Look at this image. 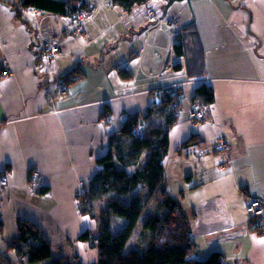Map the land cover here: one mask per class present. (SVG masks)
Segmentation results:
<instances>
[{"label": "crops", "instance_id": "obj_1", "mask_svg": "<svg viewBox=\"0 0 264 264\" xmlns=\"http://www.w3.org/2000/svg\"><path fill=\"white\" fill-rule=\"evenodd\" d=\"M84 1L90 13L78 35L66 31L70 16L21 9L23 20L16 14L19 0H0V72L11 69L0 74V177L6 179L0 264H28L8 247L18 218L41 228L52 258L97 261V249L78 236L98 233L99 218L80 212L78 195L108 150V134L127 115L146 114L151 89L183 80L163 166L167 188L191 222L196 256L218 251L225 264H264V238L239 193L244 186L264 201V0H147L131 10L111 0ZM160 19L176 28H155ZM54 35L62 39L60 52L46 74L37 55ZM76 66L82 78L70 84L75 78L66 76L68 93L48 99L50 79ZM192 79H204L214 97L195 125L186 109L203 83ZM220 136L230 152L216 150ZM31 170L38 172L40 192L28 187ZM139 230L128 247L137 244Z\"/></svg>", "mask_w": 264, "mask_h": 264}, {"label": "trees", "instance_id": "obj_2", "mask_svg": "<svg viewBox=\"0 0 264 264\" xmlns=\"http://www.w3.org/2000/svg\"><path fill=\"white\" fill-rule=\"evenodd\" d=\"M146 1L111 0L125 10ZM81 8H87L84 0H19L16 14L23 20L21 9L71 16ZM174 49L179 54L181 44H174ZM120 73L129 78L128 74H123V69ZM72 74H75V80L70 84L82 78L79 66L67 75ZM193 98H200L203 105H208L213 101V90L203 83L196 88ZM173 100L174 96L165 91L160 102L151 104L146 114L135 112L127 115L119 130L108 134V150L96 159L99 168L87 189L78 195L80 212L91 216L94 202L104 199L107 204L99 218V232L85 230L78 236L79 240L97 249V261L93 264H225L218 251H212L206 258L196 256L191 222L184 214L179 199L167 188L163 158L168 149V132L180 107L179 104L174 105ZM102 117L108 120V108ZM195 138L192 135L186 142ZM138 186L147 190L144 199L134 192ZM124 195L129 197L127 203L119 198ZM143 211L138 242L128 247ZM111 217L118 218V223L111 222ZM8 247L28 264L45 260L46 264H83L77 256L52 258L50 242L41 228L27 219H17V234Z\"/></svg>", "mask_w": 264, "mask_h": 264}, {"label": "built area", "instance_id": "obj_3", "mask_svg": "<svg viewBox=\"0 0 264 264\" xmlns=\"http://www.w3.org/2000/svg\"><path fill=\"white\" fill-rule=\"evenodd\" d=\"M90 9L81 8L79 10H76L73 12V14L70 16V26L66 29V31L80 34L83 30V21L89 16ZM147 12L150 15H154V7L147 6ZM155 28L157 29H175L176 23L173 20H165L160 19L158 23H156ZM65 31V30H63ZM56 43V44H55ZM42 49L39 50L37 59L40 64H42L44 67H48L49 72L52 67V65L55 62L56 55L60 52V47L55 41V39H45L43 44L41 45ZM129 65V61L124 62V67H127ZM6 74V72H3ZM66 77V76H65ZM71 78H74V75H72ZM199 79L192 81H197ZM185 83H187V80L183 81H177L170 85H164L161 88L163 90H167L169 94L176 97L177 100H181L183 97V91L182 88L184 87ZM68 82L67 77H57L56 81L51 89L47 91L48 99L53 100L58 97H62L68 93ZM158 96L156 95L154 97L155 101H158ZM152 99V104H153ZM205 108L203 107V103L199 98L191 100L189 103V106L186 109L187 117L189 120L195 125L196 121H199L204 117ZM143 125V123L141 124ZM136 134H140V131H136ZM229 144L226 141V139L223 136L218 137L217 143H216V150L220 152H228ZM6 184V179L4 177H0V186H4ZM28 187L29 189L33 191L40 192V189H42V186L40 182H38V172L36 170H31L29 173V180H28ZM80 204V203H79ZM246 213L248 215V218L252 219L255 224L261 228V233L264 234V204L262 201L251 198L246 204Z\"/></svg>", "mask_w": 264, "mask_h": 264}, {"label": "rangeland", "instance_id": "obj_4", "mask_svg": "<svg viewBox=\"0 0 264 264\" xmlns=\"http://www.w3.org/2000/svg\"><path fill=\"white\" fill-rule=\"evenodd\" d=\"M18 0H13V2H17ZM55 37L53 38V39H55V41L57 42V44L58 45H60V42L59 41H61L62 39H60L61 37L59 36V35H54ZM56 44V43H55ZM60 47V46H59ZM40 66L45 70V72H46V74H48L49 73V69H48V67H44L42 64H40ZM10 71H11V69H9V68H4L1 72H0V74L1 75H6L7 73L9 74L10 73ZM3 72H6V74H4ZM64 75H66L68 78L70 77L69 75H67V74H64ZM64 75H61V74H59V73H56L55 75H54V77L53 78H51L50 79V81H49V84H50V86H51V88L53 87V85H54V83H55V81H56V78L57 77H63V78H66ZM74 76H75V74H73ZM199 81H201V83H205V81H204V79H199ZM202 85V84H201ZM200 86V85H199ZM198 86V87H199ZM50 88V89H51ZM162 89L163 88H161V87H157V88H155V89H151L150 90V93H151V99H153V104H156V103H159L160 102V97H161V95H162V93H164L165 91H167V90H163L162 91ZM48 91V90H47ZM168 92V91H167ZM168 94H169V92H168ZM158 96V101H155L154 100V97L155 96ZM193 99H196V98H192V100ZM199 100H201L200 98H199ZM173 102H174V105L175 104H179L180 105V102H181V100H177L176 99V97H174V100H173ZM203 107L205 108L204 110L206 111V109H207V105H203ZM180 108V107H179ZM179 111V110H178ZM205 114V113H204ZM230 145H229V149H228V151L230 152ZM218 151V150H217ZM220 152V151H219ZM235 156V154L234 153H231L229 156H227V159L228 160H231V158L232 157H234ZM134 192H137V193H139L140 194V196H141V198L142 199H144V197H146L145 195H146V193H147V190H146V188L144 187V186H138V187H136L135 189H134ZM239 193H240V195H241V197H242V199L244 200V210H245V208H246V204H247V202L249 201V199H251V198H255V199H258V200H260V201H262V203L264 204V201L262 200V199H260V198H258V197H256V196H254V195H252V194H250L246 189H245V187L244 186H240L239 187ZM120 199H121V201L122 202H125V203H127L128 201H129V197H128V195H124L123 197L122 196H120L119 197ZM176 199H178V198H176ZM82 206V205H81ZM106 206H107V204L105 203V201L104 200H102V201H100V200H98V201H96V202H94V205H93V217H96V215H98V218H100V216H102V212H103V210L106 208ZM182 206V205H181ZM182 209H183V207H182ZM183 212H184V209H183ZM144 213H145V211H143L142 212V214H141V217H140V219H139V226H138V228L133 232V234L132 235H134V233L137 231L138 232V230L141 228V224H142V218H143V215H144ZM245 213H246V210H245ZM184 214H185V212H184ZM186 215V214H185ZM246 215H247V213H246ZM187 217V216H186ZM247 217H248V215H247ZM188 218V217H187ZM111 219H112V221L111 222H113V221H115L116 223H118V218H112L111 217ZM188 220H189V218H188ZM248 220H250L251 221V223L253 224V226H254V228H255V230H256V233H257V235H259L260 237H262V238H264V234H262L261 233V228H259L256 224H255V222L252 220V219H250V218H248ZM98 224H99V227H100V219H99V221H98ZM190 225H191V223H190ZM113 228H115V224L113 225ZM140 231V230H139ZM99 232V231H98ZM191 237H192V225H191ZM26 261V260H25ZM45 261H47V260H45ZM45 261H41V262H37V264H43ZM26 263H28L27 261H26Z\"/></svg>", "mask_w": 264, "mask_h": 264}, {"label": "clouds", "instance_id": "obj_5", "mask_svg": "<svg viewBox=\"0 0 264 264\" xmlns=\"http://www.w3.org/2000/svg\"><path fill=\"white\" fill-rule=\"evenodd\" d=\"M63 75V74H62ZM64 76H66V75H64Z\"/></svg>", "mask_w": 264, "mask_h": 264}, {"label": "water", "instance_id": "obj_6", "mask_svg": "<svg viewBox=\"0 0 264 264\" xmlns=\"http://www.w3.org/2000/svg\"><path fill=\"white\" fill-rule=\"evenodd\" d=\"M151 104H152V102H151ZM151 106V105H150Z\"/></svg>", "mask_w": 264, "mask_h": 264}, {"label": "bare ground", "instance_id": "obj_7", "mask_svg": "<svg viewBox=\"0 0 264 264\" xmlns=\"http://www.w3.org/2000/svg\"><path fill=\"white\" fill-rule=\"evenodd\" d=\"M178 113V112H177Z\"/></svg>", "mask_w": 264, "mask_h": 264}]
</instances>
